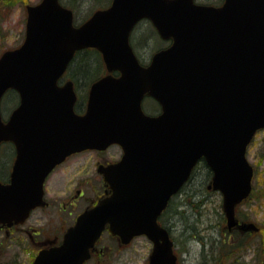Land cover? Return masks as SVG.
<instances>
[{
  "label": "water",
  "instance_id": "obj_1",
  "mask_svg": "<svg viewBox=\"0 0 264 264\" xmlns=\"http://www.w3.org/2000/svg\"><path fill=\"white\" fill-rule=\"evenodd\" d=\"M27 14L24 43L0 57V146L17 148L12 180L0 182V222L22 223L44 205V182L68 156L113 144L124 150L119 163L100 170L110 193L34 264H84L106 229L125 245L148 237L149 264H177L158 219L201 160L213 172L210 188L223 195L229 230L255 229L239 222L236 207L253 191L247 150L264 129V0L220 7L113 0L80 26L60 0L29 5ZM144 19L172 42L148 66L130 43ZM88 48L102 54L108 74L91 86L79 114L74 82L59 84L75 54ZM9 90L20 105L5 121ZM146 97L159 103V115L144 112Z\"/></svg>",
  "mask_w": 264,
  "mask_h": 264
},
{
  "label": "rangeland",
  "instance_id": "obj_2",
  "mask_svg": "<svg viewBox=\"0 0 264 264\" xmlns=\"http://www.w3.org/2000/svg\"><path fill=\"white\" fill-rule=\"evenodd\" d=\"M41 1L18 0V3L13 2V5L6 4V8L0 7V57L5 51L18 48L22 45L26 36L27 6L36 5ZM196 1L200 4L220 5L223 0ZM111 3L112 0H83L80 3H76L75 0L73 4L69 0H62V4L74 12L75 22L78 25L86 21L96 10L104 9ZM132 44L144 64H148L154 53L168 45L161 41L154 31V27L148 21L141 22L136 28V31L133 32ZM77 60L78 57L75 61ZM105 74V66L98 70L93 69L85 77L86 80L84 83H77L78 94L82 100L85 99L93 80L95 81ZM71 77L70 73H68L65 81L73 80ZM17 97L16 93L13 92L7 93L4 96L1 104V112L5 119H8L11 112L17 107ZM143 108L145 112L150 114H155L159 109L157 108V104L150 99L144 101ZM84 157L74 158L66 167L54 174L47 185L50 194L54 193L57 197H60L61 192L65 189L75 191V184L71 183L70 180L73 176L74 181L75 178L79 179V181L84 178L89 180V184L85 189L87 195L85 198H82L78 205L80 211H83L87 207L86 205L90 203L94 204L99 196L101 197L104 193L102 178L97 176L95 172L94 161L92 160L85 171L84 167H81L82 162L85 160ZM87 157L91 158L90 156ZM248 159L255 168L253 181L254 195L238 211L244 215V223L254 224L255 229L250 231L252 235H246L245 240L242 243H238V246H232L230 242L226 244L229 252L225 259L220 258L215 260V256L212 258L213 254L218 251L217 249L220 247L221 242L225 239V233L228 228H226L227 221L226 227L222 224V217L224 215L223 197L219 192H213L214 190L212 191V189L209 190L211 178L209 179L207 170H204V164H200L195 170L190 182L184 187L181 193L174 197L168 214L164 217V223L168 225L167 227L170 229L175 243V251L180 261L179 264H264V199L262 197L264 196V130L256 135L250 145ZM2 162L0 160L1 165ZM196 188L198 190L194 191ZM197 195H206L205 202L199 200L198 205H194L193 200ZM176 209L187 215L189 214V216L194 213L198 215L199 225H196L198 229L197 235L198 237H204L205 240L203 242H206L205 244L198 241L194 233H188L185 227L175 219L174 211ZM225 220H227L226 217ZM224 228L227 230L225 231ZM232 233H229V235L231 234L233 239L235 234ZM111 237L106 232L102 238V246L107 248L108 253L110 252L102 264H149V256L152 252L153 244L146 237L136 238L129 246H121L117 239ZM16 250L13 248L12 250L6 247L3 248L0 252L2 257L5 258L0 264L13 262L17 257L13 253ZM23 256L24 258H18L21 263L29 260L28 254Z\"/></svg>",
  "mask_w": 264,
  "mask_h": 264
},
{
  "label": "flooded vegetation",
  "instance_id": "obj_3",
  "mask_svg": "<svg viewBox=\"0 0 264 264\" xmlns=\"http://www.w3.org/2000/svg\"><path fill=\"white\" fill-rule=\"evenodd\" d=\"M76 59L77 57L74 60ZM75 88L78 92L77 84H75ZM17 96L18 107L20 104V98L18 94ZM78 104L83 105L81 112L85 111L86 101H79ZM123 154L124 152L121 146L113 145L104 151L89 150L73 155L68 157L64 163L57 166L46 180L44 186L45 205L39 206L32 210L29 217L22 223H13L11 226L0 223V251H2L5 247L11 250L12 248L17 249L15 252H13L14 256H17L15 260L11 263L6 262V264H34L37 257L42 252L49 251L61 245L65 233L76 223L78 217L85 210L93 207L98 202V200L106 194L107 189L105 187L104 178L100 174V170L104 167H108L109 165L118 163L122 159ZM80 156H85V160L82 162V165L84 166L81 165V167H84V171L88 168L92 160L94 161L95 172L97 176L102 178V186L104 188V193L101 195V197L99 196L94 204L90 203L86 205L87 207H85L83 211L79 210L78 205L82 198H85L87 195V191L85 189L89 184V180H86V178L82 179L81 181L75 178L74 181L73 176L70 180L71 183L75 184V191H69L68 189H65L61 192L60 197H57V195L54 193L50 194L47 189L50 178H52V176L60 169L66 167L74 158H78ZM87 156H90L91 158H88ZM16 159V145L12 142L3 144L0 148V160L3 161L2 165L0 164V181L2 183L8 184L11 182ZM167 211H169V208ZM164 216L161 218V224L167 227L168 225L164 223ZM115 239L118 241V238ZM25 254L29 255V260L21 263L18 258H24L23 255ZM109 254L110 252L108 253L107 248L102 246V239H100L92 252L91 259L84 264H102ZM4 258L5 257H2L0 252V262L3 261Z\"/></svg>",
  "mask_w": 264,
  "mask_h": 264
},
{
  "label": "trees",
  "instance_id": "obj_4",
  "mask_svg": "<svg viewBox=\"0 0 264 264\" xmlns=\"http://www.w3.org/2000/svg\"><path fill=\"white\" fill-rule=\"evenodd\" d=\"M17 1L18 0H0V7L6 8L7 7L6 4L7 5H13V2L18 3ZM69 1L74 4L75 0L74 1L69 0ZM82 1L83 0H76V3H80ZM85 1H91V0H85ZM76 57H78V60L73 61V64H72L73 67L71 66L72 72H71V69L69 70V73L72 76L71 78H73L75 84H77L78 82H80V84L84 83L86 80L85 77L88 74H90V71H92L93 69L98 70L101 67L103 68V66H104V62H103L101 54L97 50H94V49H87L85 51L79 52ZM99 78H97V79H99ZM95 81L93 80V82H95ZM86 97H87V95L85 96V99H86ZM80 100H82L81 96H80ZM82 108H83V105L78 104L77 109L80 111V109H82ZM157 108H155V109H157ZM201 164H204V170H207V172L209 174V179H210L211 175H212L210 169L205 165V163H201ZM197 190L198 189L196 188V190H194V191H197ZM253 192H254V190H253ZM253 195L254 194L252 193L251 197L247 201H245L244 204H246V202H248L252 198ZM263 195H264V192H263ZM262 197L264 199V196H262ZM199 200H201V202H205L206 195L195 196V199L193 200L194 205H198ZM193 203H191V204L193 205ZM191 204H189V205H191ZM177 209L174 211L175 212L174 213L175 219L180 224H182L183 227H185V229L187 230L188 233H191V234L194 233L196 236V239H198V241H200V242H203L205 240L204 237H200V236L198 237V235H197L198 229H197L196 225H199L198 215L194 213L193 215L189 216V214L187 215L186 213L179 211ZM191 210L194 211L192 208H191ZM238 216L242 221L245 222V218H244V215H242V212L238 211ZM222 224L224 227H226V220H225L224 215L222 217ZM226 228H224L225 231L227 230ZM224 229H222V230L224 231ZM227 232H228V230H227ZM227 232L225 233L226 234L225 239L223 240V242H221L220 247L217 249L218 251L213 254L212 258H214V256H215V260L220 259V258H222V259L226 258V256L228 255L227 253L229 252L226 244H228L230 242V245L232 244V246H236L238 243H242V241L245 240L246 235H252L251 232H244L243 233V232H240L238 230H234L232 234H235V237L232 239V235L231 234L229 235V233H227Z\"/></svg>",
  "mask_w": 264,
  "mask_h": 264
},
{
  "label": "bare ground",
  "instance_id": "obj_5",
  "mask_svg": "<svg viewBox=\"0 0 264 264\" xmlns=\"http://www.w3.org/2000/svg\"><path fill=\"white\" fill-rule=\"evenodd\" d=\"M204 243H206V242H204Z\"/></svg>",
  "mask_w": 264,
  "mask_h": 264
}]
</instances>
